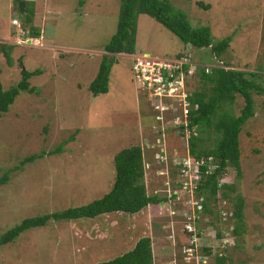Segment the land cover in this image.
Wrapping results in <instances>:
<instances>
[{"label": "rangeland", "instance_id": "374dc122", "mask_svg": "<svg viewBox=\"0 0 264 264\" xmlns=\"http://www.w3.org/2000/svg\"><path fill=\"white\" fill-rule=\"evenodd\" d=\"M20 2H24L22 12ZM168 2L186 15L192 28H209L214 43L230 37L228 49L215 61L209 51L185 46L159 23L139 15L134 55L117 57L108 93L95 96L88 87L116 31L119 0H0V45L14 46L10 64L0 54L4 90L20 81L19 62L28 72H41L28 82L35 92H21L0 117V177L25 158L53 151L73 137L62 153L24 165L0 187V235L27 218L103 197L114 182V157L131 147L142 149L146 195L166 199L133 216L50 221L0 248V264H98L130 251L144 237L151 239L155 264H216L211 257L202 259L200 250L218 252L233 244L227 264H264V96L253 93L255 116L239 135L240 178L229 168L220 182L233 184L230 198L239 196L245 204L243 231L235 241L229 235L233 206L219 194L209 207L211 213L198 215L204 199L194 192L196 167L187 153L189 132L181 102L153 97L132 72L134 57L170 61L184 53L193 65L191 75L185 77L187 95L199 87V68L256 73L261 83L264 0ZM13 20L20 29L12 25ZM32 28L39 30L36 43L26 33ZM243 105V99L235 96L225 111L238 116ZM201 138L211 149L217 135L210 128ZM181 163L189 165L184 176L175 167ZM185 226L191 233L188 239ZM217 232L222 239L215 237Z\"/></svg>", "mask_w": 264, "mask_h": 264}, {"label": "trees", "instance_id": "16d2710c", "mask_svg": "<svg viewBox=\"0 0 264 264\" xmlns=\"http://www.w3.org/2000/svg\"><path fill=\"white\" fill-rule=\"evenodd\" d=\"M20 0H17L19 3ZM26 3V2H25ZM119 13L116 25V31L104 47V55L101 58L96 76L89 84L88 90L91 94L105 95L109 89V77L111 68L120 55L132 56L135 53L137 17L146 15L159 23L162 27L170 31L185 46H190L195 50L209 51L213 60L217 61L228 49L232 39L225 38L221 42L214 43L209 28L194 29L187 20L186 15L173 8L168 0H119ZM82 2H80V6ZM198 6L207 10L198 2ZM19 10V9H18ZM26 10L24 11V13ZM30 23L29 21H25ZM23 29L25 25L22 24ZM30 39L40 38L39 30L32 28L26 31ZM14 46L0 45V54H2L8 64L11 63V52ZM189 57L184 53L177 54L174 60ZM191 58L189 57V61ZM21 79L13 87L4 90L0 81V117L8 113L9 108L15 102V99L21 92L33 94L34 88L29 87V80L33 76L40 75L36 70L28 72L23 69L21 62ZM197 74L199 78V87L190 93L186 98L187 105V125L189 132L187 140L188 156L198 166V172L194 174L196 188L194 192L198 197L204 199L201 214H210L209 207L217 200L219 194L223 200L230 202L233 211L230 219L233 220V227L230 234L236 241L243 231V218L245 204L244 201L236 196L234 201L230 198L235 192L234 185L220 183L222 177L226 175L227 169L236 170V178L240 174V150L239 135L241 129L255 116L253 93L257 96H264V81L258 82L261 76L256 73H247L237 70H227L223 67H214L209 69L199 68ZM1 74V70H0ZM235 96L243 99V107L238 116L225 111V108L234 104ZM183 115V114H182ZM212 128L217 138L211 149L202 144L201 135L207 133ZM68 141L55 150L42 152L25 158L19 167L5 172L0 177V187L7 184L10 180V174L18 171L26 164H31L45 156H53L63 152V146L72 141ZM115 171L114 182L110 191L100 199H97L87 205L77 208H68L64 211L51 214L27 218L8 229L0 235V248L14 243L23 233L47 226L52 222H75L80 220H96L104 216L121 214L133 216L137 215L150 205H159L166 199L157 196H147L144 184V163L142 149L139 146L131 147L120 151L113 160ZM175 167L183 169V164H175ZM181 174V173H180ZM179 186H183L180 182ZM209 226H212L209 223ZM93 231V230H92ZM188 239L191 234L183 231ZM90 238L91 230L88 231ZM200 237L198 233L196 235ZM217 239H222V233L215 234ZM192 240V239H191ZM234 241V242H235ZM187 249H193L192 244L186 241ZM236 245H226L221 251L214 252L212 248H203L200 250L202 259L212 258L216 264H227L230 259V248ZM183 248L179 247V252ZM204 261V260H202ZM98 264H155L154 253L149 237L140 238L136 241L134 247L121 256L115 257L110 261Z\"/></svg>", "mask_w": 264, "mask_h": 264}, {"label": "built area", "instance_id": "2783aa9c", "mask_svg": "<svg viewBox=\"0 0 264 264\" xmlns=\"http://www.w3.org/2000/svg\"><path fill=\"white\" fill-rule=\"evenodd\" d=\"M13 25L19 27L16 21ZM193 65L188 57L178 60L158 61L148 56L134 57L132 63L133 78L141 86L151 90V95L159 99L177 98L181 102L182 113L187 116L186 75H191ZM196 174L198 166L195 164ZM184 175V171L182 172Z\"/></svg>", "mask_w": 264, "mask_h": 264}, {"label": "clouds", "instance_id": "9594fccd", "mask_svg": "<svg viewBox=\"0 0 264 264\" xmlns=\"http://www.w3.org/2000/svg\"><path fill=\"white\" fill-rule=\"evenodd\" d=\"M23 1V0H22ZM13 21H15V20H13ZM12 25H13V23H12ZM19 25V24H18ZM15 26V25H14ZM17 27V26H16ZM18 29H20V25H19V27H17ZM28 38H29V36H28ZM30 39V38H29ZM32 40H34L35 41V43H36V41L38 40V39H30V41H32ZM146 56H148V55H146ZM149 57V56H148ZM188 111V110H187ZM181 112H182V109H181ZM183 114V113H182ZM194 165H195V163H194ZM188 167H189V165L188 164H186V163H183V169L181 168V173L183 172V171H186V168L188 169ZM183 174V173H182ZM184 176V175H183ZM190 182H191V180H190ZM182 187H184V186H182ZM195 189V188H194ZM185 232H188V233H190L189 231H188V228H187V226H185L184 227V229H183ZM191 234V233H190Z\"/></svg>", "mask_w": 264, "mask_h": 264}, {"label": "water", "instance_id": "95a60500", "mask_svg": "<svg viewBox=\"0 0 264 264\" xmlns=\"http://www.w3.org/2000/svg\"><path fill=\"white\" fill-rule=\"evenodd\" d=\"M23 6H24V2H20L19 9H20L21 12L23 11Z\"/></svg>", "mask_w": 264, "mask_h": 264}, {"label": "crops", "instance_id": "0c3cea01", "mask_svg": "<svg viewBox=\"0 0 264 264\" xmlns=\"http://www.w3.org/2000/svg\"><path fill=\"white\" fill-rule=\"evenodd\" d=\"M146 56V55H145Z\"/></svg>", "mask_w": 264, "mask_h": 264}]
</instances>
